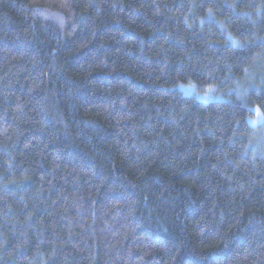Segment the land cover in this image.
<instances>
[{
  "label": "trees",
  "instance_id": "trees-1",
  "mask_svg": "<svg viewBox=\"0 0 264 264\" xmlns=\"http://www.w3.org/2000/svg\"><path fill=\"white\" fill-rule=\"evenodd\" d=\"M0 264H264V0H0Z\"/></svg>",
  "mask_w": 264,
  "mask_h": 264
},
{
  "label": "rangeland",
  "instance_id": "rangeland-1",
  "mask_svg": "<svg viewBox=\"0 0 264 264\" xmlns=\"http://www.w3.org/2000/svg\"><path fill=\"white\" fill-rule=\"evenodd\" d=\"M179 90H181L184 94L191 95L195 97L196 99L207 102L208 100L212 99H222L223 96L218 91H215V88L213 89H199L193 84H181L177 87ZM254 120H250L251 123H255L257 121L262 120V115L259 113V111H256L254 113Z\"/></svg>",
  "mask_w": 264,
  "mask_h": 264
}]
</instances>
